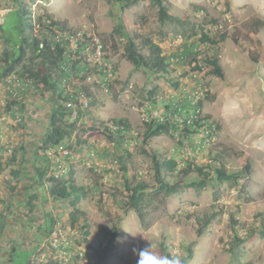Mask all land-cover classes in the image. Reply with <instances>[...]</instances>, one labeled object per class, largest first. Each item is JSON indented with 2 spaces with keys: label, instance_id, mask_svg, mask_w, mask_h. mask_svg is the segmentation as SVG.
Segmentation results:
<instances>
[{
  "label": "rangeland",
  "instance_id": "obj_1",
  "mask_svg": "<svg viewBox=\"0 0 264 264\" xmlns=\"http://www.w3.org/2000/svg\"><path fill=\"white\" fill-rule=\"evenodd\" d=\"M21 1L30 5L32 16L38 13L48 14L53 20L65 22V26L73 31L93 36L92 40L98 43L100 38L105 39L112 31L114 14L118 12L116 5L106 0ZM165 3L171 15H188L190 22L202 25L203 31L210 35L219 36L226 32L224 41L211 46L212 48L208 44L202 47L207 54L218 57L223 77L212 74L211 68L205 64V67L202 65L200 74L209 92V100L203 102V113L209 116L210 121L218 123L220 129L212 139H207L204 143L199 134L183 138L182 141H178V136L162 134L149 141L150 148L177 159L194 156L200 164L210 162L208 151L217 153L223 150L222 161L228 169L240 170L247 159L252 164L251 170L247 173L240 172L241 178L234 186L224 184L216 189L208 186L198 191L186 188L180 193L160 199V208L148 213L150 226L145 228L135 213L130 211L124 215L118 200L125 197V192L120 194L118 191L115 197L109 194L115 189H122L123 174L116 163L107 165L109 161L104 160L113 151L108 137L103 134L88 135L89 145L76 147L68 159L74 166L75 178L80 183L93 186L88 170L91 167L93 172L100 173L103 185L91 190L81 200L79 207L85 213L88 241L93 247L104 240L102 228L111 225V218L120 220L118 245L109 264H136L137 257L132 249L145 247L149 243L161 255L163 244L172 255L180 257L186 254V247L190 245L193 257L187 264H230V256L226 252L231 239L229 215L236 211L235 217L244 226L264 218V0H165ZM15 8L14 0H0V23ZM122 19L125 30L133 36L152 35L151 38L154 39L157 31L166 30L158 22L156 8L148 0L125 9ZM210 19H215L216 23L209 24ZM257 20L262 23L256 33L253 32V23ZM7 24L10 25V22ZM37 31V25H34L31 32ZM169 34L171 33L168 32L167 35ZM140 39L135 37V42L139 43ZM169 39L171 40L170 37ZM169 39H166L165 42H168L165 46L161 45L164 51L171 49ZM192 41L191 37L187 42L191 44ZM112 43L113 41H107L105 46L108 63L102 62L101 52V64L97 62V66H102L101 68L96 71L89 68V71L79 73L78 77L75 73H70L68 68L64 71L69 76L62 84L68 88H71L69 85L83 87L92 84L100 72L109 68L110 63H116L112 76L115 79L110 84L112 89L98 97V103L90 109L91 115H85L84 118H87L90 126L98 125L101 120L124 118L128 120L131 129L140 135L143 132L142 110L148 111L147 107L152 105V101L147 100L146 93L151 86L146 83L149 76L144 69L134 68L122 57L121 51L112 50ZM3 44L0 39V54ZM115 44L118 46L117 40ZM90 56L91 53H88L87 61H91ZM183 70L178 67V72ZM186 74L189 82L198 78L191 76L188 71ZM176 75L177 73L170 77L174 79ZM171 81L168 82L167 78L161 76L157 84L161 90L169 89ZM184 82L187 87L193 86L185 79L180 80L181 84ZM25 89L18 99L24 107L19 110L20 114H16V118L21 115V119L18 117L16 122L12 115L7 116L2 112L9 96V88L4 82H0V197L6 203H11L4 213V228L0 234V264H96L89 247L82 245L79 253L70 242L69 237L75 232L69 225V213L72 209L69 199L53 200L46 189L37 188L34 206L30 208L25 203V188L12 189L15 183L9 171L18 166L31 170L32 150L45 132L50 113L48 93L42 94L30 83ZM133 137L134 135H129V138ZM134 139L123 148L137 151L139 138L137 141ZM19 144L26 146L25 160H21L18 154L15 162L10 163L11 150ZM40 154L44 155L41 151ZM152 173L150 159L135 155L126 174L128 177L135 174L137 180L144 179L151 183ZM169 180L174 182L175 177ZM26 182L27 185L30 184L29 181ZM100 190L102 192L99 195ZM98 198L101 200L97 201ZM3 207L4 204L0 203V210ZM214 211L219 212L218 215L203 234L198 236L197 223L186 215L197 213L203 216ZM46 212H51L57 218L50 234L40 230V226L46 225L43 219ZM107 213L109 214L106 215ZM82 222V218H79L78 223ZM60 230L65 237L61 243V237L57 236ZM239 249L243 251L240 255L242 262L264 264V237H253Z\"/></svg>",
  "mask_w": 264,
  "mask_h": 264
},
{
  "label": "trees",
  "instance_id": "obj_2",
  "mask_svg": "<svg viewBox=\"0 0 264 264\" xmlns=\"http://www.w3.org/2000/svg\"><path fill=\"white\" fill-rule=\"evenodd\" d=\"M14 1L16 8L8 12L3 22L0 23V39L4 43L0 54V82L1 84L4 82L9 88V96L5 101L2 112H5L4 115L7 116L12 115L16 122L18 117L21 119V115L16 118V114H20L19 110H23L24 105L18 99L22 90L30 83L33 84L35 90H40L42 94L44 92L48 93L47 100L50 104V113L45 132L32 150L31 170L18 166L11 168L9 171L11 179L15 183L12 189L25 188V203L30 208L34 206L33 202L37 197V188L46 189L47 194L53 200L63 201L69 199V204L72 206L69 213V225L75 232L70 235L69 239L79 253H81L80 247L86 245L91 249L96 264H109V260L113 257L117 248L120 231V220L111 218V225L107 228H102L104 240L96 247L91 246L88 241L89 231L84 219L85 213L79 207V203L91 190H95L97 186H101L103 183L100 182V173L93 172L91 167H88V170H90L89 177L93 186L88 187L80 183L75 178L74 166L68 159L69 154L76 147L89 145L88 135L103 134L108 137L113 151L110 154L108 153L109 157L107 155L104 160L109 161L106 163L107 165L111 162L116 163L123 174L122 191L115 189L109 194L115 197V193L118 191L120 194L125 192V197L118 200L124 215L130 211L135 213L145 228L150 226L147 216L152 211L160 208V199L163 200L169 195L180 193L186 188H194V190L198 191L201 188L206 189L208 186L215 189L224 184L234 186L237 185L238 180L241 178L239 176L240 172L247 173L251 170L252 164L247 159L244 160L240 170L228 169L222 161L224 157L223 150L217 153L208 151L210 162L200 164L194 156L177 159L172 156H164L159 151L150 148L149 141L162 134H169L172 137L178 136V141L196 134L202 136L201 140L203 143L207 139H212L216 135V131L220 129V125L213 120L210 121L209 116L204 113L202 117L192 118L189 122L186 119H182L183 121L180 122L168 119L160 122H142L143 132L140 135L131 129L128 120L124 118L101 120L98 125L90 126L84 116H90V109L92 105L98 103V97L112 89L110 84L115 79V76H112L114 75L113 70L116 68V63H113V65L110 63L109 68H105L103 72H100L92 84L83 87L69 85L71 88L62 84V81L69 76L64 71L68 68L70 73H75L78 77L79 73L87 72L89 68L96 71L102 67L97 66V63L93 64V62L86 60L88 53L93 52L96 47L103 53L102 62L108 63L109 57L105 52V46L107 41H113L111 44L112 50L121 51L122 57L129 61L134 68L144 69L148 74L149 77L146 83H150L151 86L146 90L147 100L149 99L152 101V105H155L157 96L163 95L168 91L167 89L161 90L157 80L164 76V78L168 79V82L172 80L169 84V89L182 91L180 80L189 78L186 74L187 71L190 73L191 70H199V67L195 65V60L190 58V56L195 54L192 48H200L204 44H208L210 47L215 46L224 41L226 32H222L219 36L218 34L210 35L203 31L202 25L197 26L190 22L188 15H171L168 12L165 0H148L150 5L156 8L157 20L166 30L162 31L160 29L157 31L156 35L153 36L154 39L151 38L152 35L135 34L133 36L125 30L122 12L144 0H106L115 4L118 12L114 14L115 24L112 31L105 36V39L100 38L101 40L98 43L92 40L93 36L84 32L73 31L65 26V22L53 20L48 14L38 13L36 16H32L30 5L24 4L21 0ZM31 1L33 2L34 0ZM12 14L14 15L13 17ZM8 22H10V25L7 24ZM208 23L213 25L216 20L210 19ZM261 23L260 20L253 23V32L257 33ZM34 25H37L38 28L35 33L31 32ZM168 32L171 34L167 35ZM197 35H199L198 38H196ZM165 36L168 39L169 37H180L184 39V42L189 41L192 37L193 41L190 46L187 43L183 44L185 47L184 54L174 52L166 56L161 47L167 39ZM135 37L141 38L139 43L135 42ZM115 39L119 43L118 46L115 44ZM74 45L76 47H73ZM198 54L201 55L203 64L211 68L210 72L212 74L223 77L218 57L207 54L203 49ZM170 58H175L176 61L172 62ZM187 59L189 60L187 61ZM178 65L182 66L183 72H178ZM108 71L112 72V76L108 75ZM176 73V78L170 77V75ZM200 77L198 76L196 79L195 86L201 83L205 87L202 82L203 79ZM70 89L72 90L71 93H69ZM76 92H81L82 96L88 99V105L86 107L77 106L75 108L76 115L73 117L74 108L72 105H67V102L76 101ZM205 100H209L207 89L205 90L203 101L199 102L202 111ZM181 105L183 108L184 104L182 102ZM2 112H0V116ZM108 122H111L116 127L115 131L106 126ZM129 135H134V137L129 138ZM138 138L137 151L133 152L126 147L123 148L125 144L130 143L131 139L137 141ZM61 146H64L69 151V154L63 158L60 156L57 161L55 157L50 158L44 153L48 149H58ZM40 151L45 156L41 155ZM11 153L10 163L15 162L18 154H20L21 160L24 161L26 146L19 144V146L11 150ZM135 155L150 159L153 170L151 183L146 182L144 179L137 180V175L135 176V174L129 177L126 174ZM66 159L68 160L65 161ZM61 161L63 164L60 165ZM171 177H175L174 182L169 180ZM26 181H29L30 184L27 185ZM101 192L100 190L99 195ZM100 200L101 198H98L97 201ZM0 203L4 204V207L0 210L1 234L4 228V213L8 210V205L11 203H6L1 197ZM218 213L214 211L203 216L197 213H188L186 217L192 218L197 223L196 232L198 236H201ZM236 213L234 211L229 215V234L231 239L228 242L226 252L230 256V264H249L241 261L240 255L243 251H240L239 248L253 237H264V218L250 223L249 226H244L238 222L235 217ZM43 217L46 225L44 227L40 226V230L43 229L44 233L50 234L54 230L53 227L57 222V218L51 212H46ZM79 218H82V223H78ZM161 248L163 255L172 256L165 245L162 244ZM192 257L193 250L188 245L186 254L181 257L183 264H187Z\"/></svg>",
  "mask_w": 264,
  "mask_h": 264
},
{
  "label": "built area",
  "instance_id": "obj_3",
  "mask_svg": "<svg viewBox=\"0 0 264 264\" xmlns=\"http://www.w3.org/2000/svg\"><path fill=\"white\" fill-rule=\"evenodd\" d=\"M170 40V39H169ZM182 41V44H181ZM168 42V41H167ZM167 42L165 44H167ZM184 40L180 37H174L171 38L170 42L168 45H170L171 49L176 50L178 54H184L185 52V47L183 46ZM164 44V46H165ZM184 47V50H183ZM171 49H167V51H164V54L170 55L171 53H174ZM171 50V51H170ZM179 50H183L182 52H178ZM193 52L195 53L193 56H191V59L195 60V65L199 67V70H191L190 75H194L195 78L200 76L203 66L201 65L200 62V55L198 53L201 51V47H193L192 48ZM100 55L101 51L98 47L95 48L93 52H91V56L89 57L91 62L101 64L100 60ZM100 59V60H99ZM170 60L176 61L175 58H170ZM108 75H111V71H108ZM187 83L193 84L191 87H187L185 85V82L181 84V89L182 91H175L172 89H167V93L163 95H159L157 97L155 105H152L150 107H147L148 111L142 110V121L143 122H151V121H164L166 119L170 121H183L182 119H186V121H191L192 118H199L203 116V111L201 110L199 106V102L203 101L204 95H205V90L206 88L202 85L199 84L195 86V81L189 82L186 80ZM72 90L70 89L71 93ZM186 98V99H185ZM181 102L184 104V107L182 108ZM67 105H72L74 108V112L72 116L74 117L76 115L75 108L77 106H84L86 107L88 105V99L86 97L82 96L81 92H76V101H68ZM173 112V113H172ZM108 128H111V130L115 131L116 127L111 124V122H108L107 125ZM132 132V131H131ZM47 156L55 157L56 161L60 156L63 158L65 155L69 154V151L66 150L64 146L59 147L58 149H53V150H46L44 152ZM70 155V154H69ZM55 161V162H56ZM63 164V162H60V165ZM58 167V166H57ZM60 169V167H59ZM57 236L61 237V240H64V234L60 230V234Z\"/></svg>",
  "mask_w": 264,
  "mask_h": 264
},
{
  "label": "clouds",
  "instance_id": "obj_4",
  "mask_svg": "<svg viewBox=\"0 0 264 264\" xmlns=\"http://www.w3.org/2000/svg\"><path fill=\"white\" fill-rule=\"evenodd\" d=\"M185 43L190 46V43ZM202 49L203 48L201 47V50ZM201 65L204 66L203 62H201ZM178 66L182 67L181 65ZM132 251L133 254L137 257L136 264H183L182 259L179 255H161L155 250V247L151 243L147 244L145 247L142 248L134 247Z\"/></svg>",
  "mask_w": 264,
  "mask_h": 264
}]
</instances>
